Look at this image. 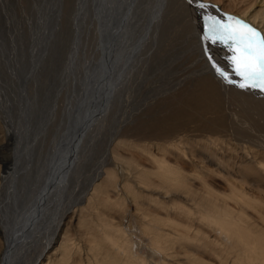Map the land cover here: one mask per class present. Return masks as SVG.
I'll return each mask as SVG.
<instances>
[{
    "label": "bare ground",
    "instance_id": "6f19581e",
    "mask_svg": "<svg viewBox=\"0 0 264 264\" xmlns=\"http://www.w3.org/2000/svg\"><path fill=\"white\" fill-rule=\"evenodd\" d=\"M55 1L60 3L58 7L51 8L57 12L56 21L60 20L61 13L64 12L62 25H65L68 31V37L73 36L75 43H78L75 54L81 50L84 41L93 47L91 53L99 58L96 68L93 67L97 72L98 80H94L95 87L92 88H99L101 93L90 101L89 105L93 108L96 106V110L94 116L89 114V117L96 119L105 114L113 93L119 89L122 82L135 75V71L142 64H139L142 58H146L141 66L145 70L153 56L157 58L161 53L163 55L161 58H171L177 49L178 44L174 46L177 42L163 39L168 34L167 26H164L162 33L157 30L161 19H164L163 14L167 13L164 9L166 0H155L150 14L141 13L140 16L137 13L140 8L139 2L142 0ZM187 1L191 3L189 5L193 4L195 9L190 8V12H195L197 17H201L204 8H201L200 4H204L207 11L214 12L221 20L228 22V17H236L264 34V0H239V4L233 8H228L226 4V9L221 7L219 0ZM177 2L178 0H171L170 3L172 5ZM21 3L20 0H0V13L7 18L8 14L4 11L6 6L11 5L16 9L22 5ZM192 24L184 25L182 33L179 34L185 36L189 44L195 41L203 54L202 48L205 44L202 33L198 32L200 23L195 20L194 28ZM156 33L160 39L162 38V43L167 46L173 44L175 49L171 48L168 52L166 48H154L156 43L153 39H156ZM38 38L40 40L38 47L42 48V52L37 59L29 60L30 66L22 65L27 70L21 72L19 69L22 66L13 64V55L3 59L1 55L9 53L7 50L4 53L0 48L1 72L5 79L12 81L11 86L19 93L17 96H24L27 88L35 91L37 88L41 93L42 90L38 86L42 84L45 87L48 80H51L49 66L52 64L53 56L59 54L53 53L54 49L60 50L58 38L62 42L66 39L65 33L53 39L54 49L50 51L53 36L41 30ZM150 43L151 48H149ZM179 53L182 52L178 51L175 56H179ZM202 59L201 64L205 69L203 72L194 73L192 68L197 64L193 65L190 62L189 73L184 78H180L179 83L174 82L176 80H167V83L160 81L159 90L162 86L168 85L171 91L163 87L167 89L166 93L158 94L161 98L158 109H155L157 111L149 110V113L136 120L135 125L127 133L118 131L115 135V137L131 136L144 140H157L155 148L159 153H155L154 149L145 146L146 144L141 146L130 142L131 147L142 149L143 154L154 164V169L135 162L134 170L130 172L132 169L128 171L130 167H126L122 160L121 164L118 163L120 159L116 151L112 150L111 157L109 156L107 162L98 170L92 187L89 188L90 191L85 195L81 191L80 177L83 168L82 139L85 130L82 119L86 116V113L83 115L86 108L83 109L80 95L76 93L79 84L72 83L73 90L70 94L65 88L63 91L52 90L53 88L50 90L51 93L55 91L57 93L55 95L62 96L61 104L56 100L52 104L50 100L51 109L54 108L55 111L59 108L61 111H59L61 132L51 139H43L44 142L36 153L34 150L38 148L37 140L35 143L29 142L32 119L23 120L21 115L20 119L13 120L4 111L7 103L4 105L0 102L1 122L9 126L7 137L0 145V264H26L25 261L28 259L30 262L27 264H62V261L70 256L67 251L71 240L69 234L80 225L84 226L88 233H94L91 237L94 254L112 259L113 264H264V186L262 185L264 179L262 153L264 152H260L259 150H262L260 148L258 151L245 148L244 153L241 152V155L235 157L239 163L236 161L234 164H229L227 158L219 156L217 149L222 147L219 144L227 142L221 137L230 136L234 133L232 129L236 127H233L224 108L227 92L229 94L230 90H227V85L222 87L220 78L222 75L217 68L208 65L207 59ZM222 71L226 73L227 79L235 78L231 72ZM146 88L149 91V88ZM248 91L254 95L249 94L253 97H244L243 102L246 105L242 110L244 119L257 122L250 109H257L264 117V92L253 88H249ZM166 96L167 98L163 99ZM256 96H260L261 100H254ZM51 97L53 98L52 95ZM73 102H75L74 107H72ZM36 104L45 103L39 97ZM52 114L53 110H50L49 119H45L46 115L39 116L38 119L44 118V120L38 122L40 121L39 123L46 128L49 127L53 124ZM22 124L25 128L21 127ZM253 125L254 123L252 127ZM258 125L264 130V123ZM239 126L237 124V127ZM243 128H237V132L242 134V137H247L250 130L247 131L248 128L245 127L246 135H243L245 133ZM253 128L257 129V127ZM190 132L208 133L210 153L206 161L211 166L203 167H207L210 173L212 172L211 175L220 174L229 187L228 191H221L215 183L203 179L204 192L201 196H197V192L191 188L188 174L167 158V154L178 157L188 156L182 142ZM116 144L128 143L119 140ZM172 148L176 151H172ZM109 165L113 167H108ZM231 168L237 169L236 172L239 173L237 176L240 179L231 175L230 171L233 172ZM221 169L227 174L225 172L222 174ZM152 175L158 177V181H155ZM195 175L201 177V174ZM119 177L124 181L123 184L118 183ZM136 185L144 187L143 189L148 193L144 194V190ZM180 189L192 196L190 200L197 205L195 210L188 202H182L179 198L171 197L169 201L176 205L174 209H178L188 219L179 221L170 213L165 219L157 213L155 215L146 211L145 220L143 219L140 225L143 232L150 235L151 251L161 257L160 261L152 258L150 261L146 255L139 254L140 251L135 250L134 247L138 246V242L133 240L134 234L129 232L130 219L127 230L126 227L124 228L126 218L122 221H116L113 217L106 220L100 211L95 212V204L98 202L111 210L114 209L117 213L124 208L128 197L137 204L142 196L167 209L165 205L169 201L161 198L166 199L169 194ZM111 191L117 192L120 197L113 199ZM91 208L92 213L87 215V211ZM161 222H165L172 229L164 230L160 225ZM195 222L201 225L195 226ZM176 246L179 247L178 251L174 250L177 249L174 248ZM205 255L208 259L203 258ZM85 264L99 263H91L88 260ZM104 264L110 263L105 261Z\"/></svg>",
    "mask_w": 264,
    "mask_h": 264
},
{
    "label": "rangeland",
    "instance_id": "374dc122",
    "mask_svg": "<svg viewBox=\"0 0 264 264\" xmlns=\"http://www.w3.org/2000/svg\"><path fill=\"white\" fill-rule=\"evenodd\" d=\"M20 1H22L21 3L22 5L19 8L15 9V7L11 5L6 6L4 11L5 13L8 14L7 18L0 13V48L4 50V53L6 52V50L9 53V54H2L1 56H3L2 57L3 59L10 55L11 56L13 55L15 57L14 58L12 56L13 64L15 63L21 66L27 65V67L30 66L29 60L31 58L34 60L37 59L42 52V48L38 47L40 45L38 34L41 33V30H44L47 34L53 36L51 40L50 51L54 49L52 47L54 43L53 39L55 40L57 37L63 36L64 33L66 39L63 40L62 42L58 38V42L60 43V46L58 47L60 48V50L54 49L53 53L57 52L59 54L58 55L54 54L55 55L53 56L54 59L51 61L52 64L50 63L51 65L49 66L51 80H48L49 85L48 84L45 85L46 88L43 87L42 84L38 86L42 90L41 93H39V89L37 88L36 91L27 88L24 91L25 93L24 96L22 97L17 96L19 93L14 90L13 86H11L12 81L5 79V76L2 74L0 69V95L2 96V97L0 96L1 99L0 102L1 104L3 103L4 105L7 103L6 104L7 108L4 109L2 107V109H4V111L8 113V116L13 118V120L20 119L19 117L21 115L23 120L25 118L32 119L31 121L32 123L30 126L31 135L29 142L34 141L35 143V140H37L36 146L38 148L34 150V153H36V151L41 147L45 139L48 138L51 139L55 136V134L57 135L60 134L61 132L60 131L61 119L59 120V118H61L60 116L61 111L59 108L55 109L54 111V108L51 109V106L52 104H54L55 100L61 104L62 96L55 95L57 93L55 91L51 93L50 90L53 88L52 90L58 89L63 91L65 88L66 91L70 94L71 91L73 90L72 83L77 82L79 84V86L76 88L77 91L76 93H79L80 95V102H82L83 109L86 108V112L83 111V115L84 113H86L85 114L86 116L82 119L83 125L85 126L84 127L85 130L83 132V139H82L83 168L80 177V182H82L80 183L82 187L81 191L84 193V195L90 191L89 188L92 187V184L94 182L98 170L101 169L102 166L107 162V159L110 156L112 150L116 151L118 158L120 159L118 163L121 164V160H122V163L126 167H130L128 168L129 169L128 171L132 169L130 172L134 170L135 162H138L147 168L154 169L153 168L154 164L150 162L148 158L143 154L142 149L131 147L130 142H133L134 144L135 143L139 144L141 146L146 144L145 146L148 147L151 146V148L154 149L155 153H159V150L155 148L156 147L155 142H158L157 140H149V139L144 140L131 136L115 137V135L118 131L127 133L130 130V128L135 125L136 120L139 119L142 115L149 113V110L154 112L157 111L155 109L156 108L158 109L157 106L160 104L159 102L161 98V96H159L158 94L166 93V90L169 88L167 85V86H162V89L160 88L159 90L161 82L167 83L168 81L176 80L174 82L179 83L180 81L178 80L180 78H184V76L189 73L190 70L189 65H191V63L193 65L195 64L198 65V66L195 65L194 68H192V70L194 69L195 71L194 73L203 72V70L205 69H203V65L201 64L203 60L202 58H204L205 60L207 59L206 63L208 61L207 64L210 66L213 65L212 66L213 68L220 67L219 69L221 71L227 70L235 76V78H232L231 80L225 79L224 76H220L222 87L224 88V85H227L226 86L227 90L228 91L230 90L229 94L227 92L228 96H226L227 102L224 107L225 112L227 113V116H229L230 121L233 123V127L234 126L236 127L232 129V132L234 131V133H232L230 136H224V137L220 136L222 140H227V142H222V145L221 143L219 144V146L223 147V149L222 147H220V149H217L219 152V156H224L225 159L227 158L226 160H229L230 162L229 164H234L237 161L235 157L237 158V156L241 155V152L244 153L245 148L246 149L251 148L252 150L257 149V151L260 148L262 150L259 151L264 152V130L263 127L261 128V126L258 125L259 123H264V117L257 109L256 110L250 109L251 114L252 115L254 114L256 119L255 121L257 122L254 121L251 122L249 119L247 120L244 119V115L242 111L243 107H246V105L243 102L244 97L251 96L254 94L248 91L249 88L242 89L238 86L240 83V77L235 75V73L232 70V67L230 66V62L227 59V57L231 55V52H229L228 47L224 44L221 43L214 44L211 41L204 39L205 43L203 42V44H205V47L202 48L203 54H201L199 50V46H197V43H195V41L189 44L188 41L185 40V36L183 35L180 36L184 25L193 23L192 28H194L195 20H197L200 23L199 25L200 29L198 32L202 33L204 37L205 36L204 17L208 15L217 17V15L214 12L207 11L208 9L204 8L202 9L201 17L200 16L197 17L195 12L194 13H192L193 11L190 12L191 10L190 8L193 9L195 8L192 6L193 4L189 5L191 3H189L187 0H185V2L184 0H178L176 4L172 3V5L170 3L171 0H166L164 3V9H166L167 13L165 12L166 14H163L164 19L163 18L161 19L162 23L160 22V26L157 27V30L159 31V33H162L163 29H165L164 26H167L166 32L168 34L164 36L163 39L173 40L177 42L174 44V46L176 44L178 45H177V49L173 47V44L169 46L165 45V43H162V38L160 39L156 33V39H153L155 40L156 43L154 45V48L157 47L159 49L166 48V51L168 52L171 48H174L175 49L174 55L172 54L173 56L171 55V58H161L163 56L161 55V53L160 55L157 56V58H154L153 56L150 64L148 65L149 67L147 66V69L145 70L144 68H141V66L144 64L146 58H142L139 62V64L141 63L142 64L137 68L138 70L135 71L136 72L135 75H133L130 79L122 82L119 89L113 93L112 100L109 102L105 114L99 116L98 118L96 117L95 119V117L92 116H94L95 114L96 106L95 108H93L89 104L91 103L90 101H92L95 97H97V95L101 93V90L99 88L98 89L92 88V86L95 87L93 85L94 80H98L96 74L97 72L93 70V67L95 66L96 68L97 66L96 62L99 61L98 56L91 53L93 47L91 45H87L88 43L82 41L83 44L81 45L82 47L80 48L81 50H79L78 53L75 54L74 51L75 48L78 47V43L77 42L75 43L73 36H71L70 38L68 37V31H66L65 25H62L64 21V12L61 13L60 20L57 22L55 19V15L57 14V12H54L51 9L53 7H58L60 5V3H56L57 1L55 0H20ZM219 1L221 7L223 8L226 7V4L228 8L236 7L239 4V0H219ZM154 2L155 0H142L141 2H139L140 4L138 6H140V8L137 7L139 8L138 9L139 11L137 13L139 14L138 16H140L141 13L150 14L149 12H151L152 9L154 8ZM172 13L175 15H173ZM169 15L171 16L173 15V17L171 16L169 17ZM217 18L220 19L219 17ZM149 48H151V43L149 44ZM176 51L182 53H179V56H175V54L177 53ZM73 58L74 61H72ZM23 66L21 67V69H19L20 72L23 70H27L24 69ZM46 70H48V68ZM217 76L219 77V75ZM146 87L149 88V91L152 90V88L154 87L156 88L155 90H152V92H149ZM163 87H167V89ZM91 89L93 90L91 91ZM51 95L53 96L54 99L51 97ZM39 97L41 98V100H44L45 103L44 105L36 104L38 102ZM166 98L167 96L163 97V99ZM254 98H255L254 100L256 101L261 100L260 96H256ZM50 100H52V104ZM1 106L2 105H0V108ZM74 106H75V102H73L72 107ZM50 110H53V114L51 116L53 120L52 122L53 124H50V126L46 128L39 123L40 121L38 122V120L42 121L44 120V118L42 119H38V118H40L39 116L44 117L46 115L45 119H49ZM46 112L48 113L46 114ZM89 114H92V116L89 117ZM247 121L251 122L252 124L254 123L253 127H257V129H259L260 131L253 128L251 123L247 124L249 123ZM258 121L260 122L258 123ZM237 124L238 126L240 125L239 126L240 128L244 127L242 129L245 132L243 133V135H246V131H245L246 128H248L247 131L250 130L248 131L249 135L251 134L249 138H248L249 135H246L247 137L245 136L242 137V134H239L237 132V128L239 129V127H237ZM255 124H257V126ZM21 127L25 128L23 124L21 125ZM8 130H9V126H5L4 124H2L0 119V145L6 139ZM201 134H202L201 132H190V134L188 133V137L186 136V139L182 142V146H184V150L188 152V156L181 155L178 157L173 154H167V158L171 161V163L178 165L179 167L182 168V170L186 174H188L191 188L197 192V196H201L204 192L203 183H202L203 179L207 180L209 183H215L216 184L215 186L221 191H228L229 187L225 184L220 174L218 175L212 174L214 175L212 176L211 175L212 172L210 173V170H208L207 167L206 168L203 167L204 165H207L209 168L211 166L210 163L206 161L210 153V147L208 145L210 144L209 142L210 140L207 139L208 133H204L202 135ZM119 140H124L128 144L126 145L124 144L125 146L123 144H116L119 143ZM172 151H176V150L172 148ZM262 154H263L262 156H264V153ZM128 161L131 162L129 163ZM237 162L239 163V161ZM108 167H113V166L109 165ZM230 170L233 171V172L230 171L231 175L238 177L237 174L239 175V173L236 172L237 170L236 168L235 169L231 168ZM117 172L118 174L120 173L119 171ZM223 172L225 171L221 169L222 174ZM196 173L199 175L201 174L200 175L201 177L199 176L195 177ZM225 174H227V172H225ZM152 177L155 181H158V177L156 178L155 175H152ZM238 178L240 179V177ZM121 180L122 178L119 177L118 183L123 184L124 181ZM262 185L264 186V179L262 181ZM136 186H138L139 189L144 190L143 191L144 194L148 193L145 189H143L144 187L141 188V186L139 185ZM169 195L170 196L167 197L166 199L165 198L164 199L161 198V199L169 201L171 200V197L179 198L180 200H182V202H188V204H190L189 206H191L193 210H195L194 208L195 206H197L195 203H193L190 200L192 199V196L187 195L182 189H180L178 192L174 191ZM118 196L119 194L117 192L111 191V197L113 199L118 198ZM131 199L132 198L128 197L127 202L124 205V208L120 212L116 213L114 209L111 210L104 205H100L99 202L95 204V212L100 211L102 214H104L103 217L106 220L111 219L113 217L114 220L116 221H122L124 220V218H126L124 220V228L126 227L127 230L130 223L128 221L130 219L131 226L129 228L131 229V231L129 230V232L134 234L133 240L138 242V246L134 247L135 250H137V252L140 251L139 254L146 255L149 260L152 258L157 261H160L161 257L159 258V256L154 255V253L151 251L152 248L151 245L149 244L150 235L145 234L142 228L140 227L144 219V213L150 212L155 215L158 214V216H161L165 219L167 218L168 213H170L172 217L176 218V220L179 221L183 220L184 218L185 219L188 218L185 215H182L178 209H174L176 205H173L171 201H169V203L165 205V207L168 209L167 210L163 208L161 205L157 204L155 201H150L147 197L144 196L139 198L138 200L139 202L137 204L136 202H133V199L132 200ZM159 199L160 198H158V200ZM72 200L74 202V196ZM153 202L156 204H154ZM190 202L192 203V205ZM141 209L143 210L141 211ZM89 213H92V208L87 211V215H89ZM94 215H96V213H94ZM93 220L95 222L97 221L95 219ZM160 225L163 227L164 230H167L169 228L172 229V227L166 225L165 222H161ZM200 225L199 223L195 222V226H200ZM109 232L113 233L112 230H109ZM93 234L94 233H88L87 229L82 225L78 226L75 230H72L71 233L69 234L71 240H70V246L67 250L70 256L67 260L62 261V264H85V262L88 260L91 263L98 262L99 264H104L105 261H107L110 264H113L114 262L112 259H105L103 257L96 256L94 254L95 251L91 248L92 247L91 237L93 236ZM174 248L173 249L176 251L179 250L178 246ZM161 253L163 254V252ZM37 254L38 252L36 253V255ZM203 258L208 259L206 255L203 256ZM28 262H30V259L25 261L26 264Z\"/></svg>",
    "mask_w": 264,
    "mask_h": 264
},
{
    "label": "snow or ice",
    "instance_id": "6c2138e0",
    "mask_svg": "<svg viewBox=\"0 0 264 264\" xmlns=\"http://www.w3.org/2000/svg\"><path fill=\"white\" fill-rule=\"evenodd\" d=\"M200 7L205 8L206 5L200 4ZM204 20L205 36L202 39L228 47L231 55L227 59L235 75L240 77L238 86L264 92V34L236 17L230 16L225 22L208 15ZM217 71L227 79L225 72L219 68Z\"/></svg>",
    "mask_w": 264,
    "mask_h": 264
}]
</instances>
